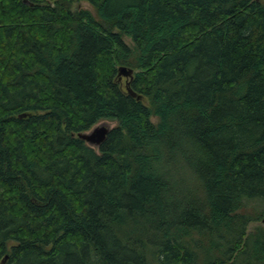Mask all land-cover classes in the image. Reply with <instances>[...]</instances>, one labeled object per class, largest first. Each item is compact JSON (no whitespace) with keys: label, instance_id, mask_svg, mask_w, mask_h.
<instances>
[{"label":"trees","instance_id":"1","mask_svg":"<svg viewBox=\"0 0 264 264\" xmlns=\"http://www.w3.org/2000/svg\"><path fill=\"white\" fill-rule=\"evenodd\" d=\"M28 1L0 0V264H235L264 201V0Z\"/></svg>","mask_w":264,"mask_h":264},{"label":"rangeland","instance_id":"2","mask_svg":"<svg viewBox=\"0 0 264 264\" xmlns=\"http://www.w3.org/2000/svg\"><path fill=\"white\" fill-rule=\"evenodd\" d=\"M74 8L88 10L94 16L97 17L95 9L93 8L92 5H90L87 2L76 3L74 5ZM126 41L128 45L132 47L134 46L132 41L129 38H127ZM134 73H137V71H134ZM128 80H130V78L123 76L121 81L124 84V86H126V82ZM146 103L147 105H149L148 102ZM152 120L155 123H157L158 121L157 118H153ZM102 123L108 124L110 128H114L117 125L115 122L105 121V122L98 123L96 126ZM242 208L243 209L239 212V214L246 215L251 220L249 225L247 226V234L249 238H248L247 249L244 252L245 254L242 253L243 255L242 254L239 255V257L235 261V264H249V262L253 258L248 259L246 258V256L247 255H248L247 257L253 256V255L256 256L257 249L254 247L255 242H259L260 245H264V201L263 200H249V201L245 200L243 202ZM9 245L11 246L13 245V243H10ZM214 252L215 253H211V255L212 254L213 256L219 255V252L217 250H215ZM263 260H264V255H263ZM251 264H254V262L252 261ZM263 264H264V261H263Z\"/></svg>","mask_w":264,"mask_h":264},{"label":"water","instance_id":"3","mask_svg":"<svg viewBox=\"0 0 264 264\" xmlns=\"http://www.w3.org/2000/svg\"><path fill=\"white\" fill-rule=\"evenodd\" d=\"M25 4H29L28 0H24ZM124 77H128L130 78V80H128L126 82V89L127 92L132 95L134 98H137L138 100H141V97L138 96L131 88H130V81L133 79L134 77V70L131 68H127L124 66H121L118 68V77L120 78V80ZM26 114H21L19 117L20 118H24L26 117ZM111 128L108 124L106 123H102L98 126H95L93 129H91L88 132H84V133H80L78 134V137L83 140L84 142H86L89 146L93 147V148H99L104 141L106 140L109 132H110ZM8 256L6 255L4 257V259L1 261V264H5L6 261L8 260Z\"/></svg>","mask_w":264,"mask_h":264}]
</instances>
